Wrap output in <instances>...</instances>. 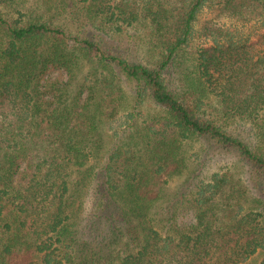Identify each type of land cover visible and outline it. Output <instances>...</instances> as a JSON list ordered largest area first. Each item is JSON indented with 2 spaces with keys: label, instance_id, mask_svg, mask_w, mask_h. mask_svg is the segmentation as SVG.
<instances>
[{
  "label": "trees",
  "instance_id": "obj_1",
  "mask_svg": "<svg viewBox=\"0 0 264 264\" xmlns=\"http://www.w3.org/2000/svg\"><path fill=\"white\" fill-rule=\"evenodd\" d=\"M138 25L157 68L102 48ZM195 139L264 182V0H0V264L248 263L264 250V197L242 203L232 168L197 174Z\"/></svg>",
  "mask_w": 264,
  "mask_h": 264
},
{
  "label": "rangeland",
  "instance_id": "obj_2",
  "mask_svg": "<svg viewBox=\"0 0 264 264\" xmlns=\"http://www.w3.org/2000/svg\"><path fill=\"white\" fill-rule=\"evenodd\" d=\"M211 17H213V15L211 16L210 13H207L202 15L201 21H205ZM62 23L69 29H76V24L73 23L71 18H62ZM138 26L139 27L130 26L114 36L101 34L103 36L102 48L107 53L125 58L131 63H140L150 68H157L160 54L150 43L149 28L142 27L141 25ZM97 34H99V32H97ZM194 42L197 44V41ZM186 56L189 58V55ZM187 64L191 63L188 62ZM165 74L169 79H172L175 84L179 83L178 80L180 76L177 69L167 70ZM63 77L64 75L61 74V72H53L51 74L52 79L60 78L62 80ZM127 86L130 87L129 84H127ZM148 99L149 97H147V100ZM153 105V102L149 100L144 105L145 111L153 113ZM251 128V124L240 121H233L227 126L228 132L236 136H241L246 140H251L254 137H252L253 131L251 133ZM189 143L185 146L186 152L192 154L191 157H188V163L191 168L196 167L197 174L201 176L210 175L212 172L219 170L221 166V169L227 167L232 168V184L229 187H235V189H233L235 190V194H238V199L246 206H249L248 204L258 205L253 201V197H264V185H260L262 183L264 184V182H262L254 172L251 173L250 170H248V167L238 152L235 150L216 149L215 147L213 148V145L208 147L207 142L200 139H195L191 141L190 144ZM202 154L205 156L204 158H207V160H204V163L200 162ZM185 172L189 173V169H186ZM77 174L78 171L73 172L71 182L76 180ZM184 178V176H179L174 181L167 184L164 190L166 199L169 200L173 198L177 191L184 188ZM82 198L85 200L84 211L89 212L92 208L91 194L86 196L82 195ZM29 257L28 254L15 255L12 258V264H26ZM246 264H264V250L254 255Z\"/></svg>",
  "mask_w": 264,
  "mask_h": 264
}]
</instances>
